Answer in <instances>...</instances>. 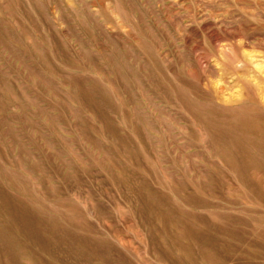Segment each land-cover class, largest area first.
<instances>
[{"label":"rangeland","instance_id":"rangeland-1","mask_svg":"<svg viewBox=\"0 0 264 264\" xmlns=\"http://www.w3.org/2000/svg\"><path fill=\"white\" fill-rule=\"evenodd\" d=\"M0 264H264V0H0Z\"/></svg>","mask_w":264,"mask_h":264}]
</instances>
